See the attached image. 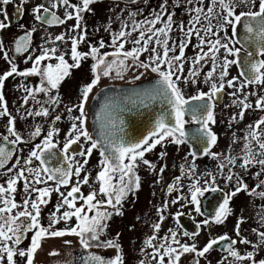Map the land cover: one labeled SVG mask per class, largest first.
I'll return each instance as SVG.
<instances>
[{
  "label": "snow or ice",
  "instance_id": "6c2138e0",
  "mask_svg": "<svg viewBox=\"0 0 264 264\" xmlns=\"http://www.w3.org/2000/svg\"><path fill=\"white\" fill-rule=\"evenodd\" d=\"M100 0H81L79 5H70L69 0H59V4L73 9L72 12L65 11L64 18H60L55 12L44 5H37L32 9L35 19L48 25H63L68 19H75L76 23L73 25L72 30L76 31L83 27V13L90 11V5ZM191 3V0H189ZM12 3V0H0V33L11 27V18L8 16L6 7ZM27 0H20L17 4V9L23 12V6ZM129 3L135 4L137 0H129ZM200 6L192 9L194 16L189 21V27L186 31L184 26L181 25V31L185 32L186 40L181 41L179 44V53H176V42H172V47H169V33L171 31L172 15L167 16V21H162V16L166 14L167 0L160 5V11L155 13L152 18H145L137 20L136 16L139 15L138 11H130L129 17L131 23L121 20L120 29L111 35V44L114 51L109 53H100V49L104 48L105 42L101 40L99 47L90 45L88 52L78 51V45L86 40V30L80 32L77 36L70 37L71 40V60L68 63L63 54L56 55V48H42L40 54L32 59L30 53V45L33 40V33L36 29L26 30L25 25L21 23L20 29L23 30L22 34L17 35L12 41V52L16 55H10L9 51L5 50L3 40H0V53H3V59L9 64V70L0 74V89L3 88L6 79L9 77H31L37 76L40 78L39 83L34 87L22 85L26 95L23 98V103L27 104L29 99L40 103L37 100V94H43L47 97L44 102L49 105H59L61 103L58 95H52L53 90H58L62 81L69 77L71 70L78 68L81 62L89 57L94 61L91 65L92 79L90 83L83 86L79 103L68 107L66 110L71 114L74 110L78 111V115L69 116L72 121L68 132V138L63 145V152L67 153L70 146L76 144L83 138L84 141L89 143L86 152H81L80 155L85 157L83 163H76L73 169L72 156L65 155L64 160L68 161L67 168L50 169L43 167L45 161L42 159L44 153L48 154L51 158L55 155L52 151L56 148L53 137L58 129L48 131L47 135L43 138L40 144H36L29 153L28 157L23 160L25 166L30 165L33 159L40 161L41 167L35 169L31 167H19L21 157H16V162L7 171L11 173L13 169H18L15 175L11 176L6 181L5 185H0V262L6 258L7 264H16L15 257L18 255L24 259V264H34V258L38 250L42 248V242L46 238H63L65 236H75L78 238L80 247L84 250L78 259L80 264H123L122 246L117 238L114 239H101L107 228V221L113 215H122V204L124 200L130 195L134 194L141 186V178L137 174L138 164L142 162L149 169H154L156 165L152 164L149 160L145 159V153L151 152L157 145L169 141L176 145L185 143V124L186 115H191L192 122L199 125L191 133V139L197 143H203L204 155H210L213 159H217L219 154L212 153L210 149L217 142V136L208 127L209 123H215L213 114V103L218 99V94L221 93L225 86L235 88V81L237 77L225 80L228 76V69L231 65H238L244 70L240 72V76L245 77L241 88L250 84L264 85V59H255V56H264V0H208L207 9L203 7L204 0H199ZM57 3H52L51 8H56ZM217 6L219 11L217 10ZM244 7L247 10L238 11L239 8ZM117 19H120L117 17ZM201 20L206 21V26L202 25L198 28L197 25L201 24ZM216 20L217 24L213 25L212 21ZM222 21V23L220 22ZM157 23H163V27L156 28ZM243 25L245 35L241 36L238 30L239 25ZM225 26L232 29V36L225 39L227 42H222L218 37L220 31H224ZM216 31H213V28ZM105 31H111L109 27H105ZM203 31V35H201ZM133 33H138L137 37L132 40L134 47L130 50H125V45L128 43V37ZM195 35L198 44L195 47L200 51L191 60L192 66L189 68L188 76H183L184 63H185V49L190 43L192 36ZM211 37H217L211 39ZM55 41H64L63 34L56 35ZM239 43L241 47H235L234 44ZM249 44L255 46V51L248 50ZM151 45V47H150ZM230 45H233L230 47ZM207 46V51L204 50ZM242 49L246 55L241 57ZM223 50L224 55L222 61H219L218 53ZM34 51V50H33ZM28 54L24 57L25 62L31 61V67L24 70H18L15 60L19 55ZM143 53H150L147 61L140 60ZM173 53V55H170ZM234 57L229 59L228 57ZM110 58V59H109ZM56 60V63H42L44 61ZM131 60L135 63L136 67L150 70L152 73L157 74V79L149 86L140 91H133L131 95L125 96L123 99L131 104L133 107H148L154 103L159 104L163 109L162 112L156 117L153 129L147 136L135 142L125 141L123 129L120 127L122 121L111 111L117 105L105 104L102 107V112L97 114V119L101 121L100 133L96 139L89 133L87 129V116L85 113V104L87 103L89 94L93 91L102 77H110L115 73L118 78H123V70L128 67V61ZM211 60V68L206 73L205 82L209 84V91H198L196 95L185 97L184 92L180 87V83H197L195 77L199 75V65L201 61L207 62ZM219 61V62H218ZM219 71V82L216 80L215 74ZM191 78V79H190ZM136 80L140 77L136 76ZM241 89L230 93L235 97L237 92ZM251 95H256L255 92ZM207 98V103L190 104V101H204ZM234 104L242 106L239 118L243 119L244 110L252 107L247 102V95L244 98L233 101ZM255 107L264 110V97H260L255 101ZM48 116L49 108L41 105L40 110L33 113L32 110L28 111V115ZM8 116L7 132L14 137L9 140V136L5 135L0 139L7 141L12 145L25 143L26 141L15 129V118L11 116L8 111L7 104L3 92L0 91V117ZM166 116L171 117L174 123L166 122ZM61 116L56 115L53 123L59 121ZM233 121L236 117L234 116ZM264 125V117H261L255 122V125H250L251 129L247 135L243 137L245 141L242 146L244 153L241 158L240 167L244 170L250 165L259 164L261 170L264 171V158H257V156L264 157V132L260 131V126ZM41 134V128L35 127L30 132V138H35ZM255 141L256 146L260 150L258 153L253 151L252 142ZM237 141L234 139L233 144ZM93 150H99L101 157L99 164L100 170L96 173L95 181L98 185V190L90 191L86 196L81 192V185L89 184L90 176L85 174L83 179H79L84 166L88 163L87 157L91 156ZM166 153L160 154L163 158ZM13 151L8 150L3 144H0V168H4L9 159L12 158ZM193 164L189 166V175H194L196 153H192ZM228 164L234 165L236 157H226ZM183 165L181 170L183 172ZM225 165L223 163L218 165L222 171ZM164 167L159 171L163 173ZM29 173L31 179L25 175ZM260 173H257L258 176ZM211 175V174H209ZM77 177L76 184L71 186L66 195L60 192L61 186H69L71 177ZM233 179L231 169L229 175L226 177L227 181ZM23 181L24 192L30 197L31 193H36L35 199L26 198L22 202V211L14 210L21 207L15 201L14 194L17 193V184ZM48 181L55 183V188L44 187L38 188L34 185L46 184ZM180 181V177H176L173 184L168 185V191L174 190L175 185ZM159 182V181H157ZM215 177L212 181L206 180L204 183L208 185L205 189L199 186L198 178L195 179L190 185L191 203L198 205V197L202 196L205 191H218L219 189L214 185ZM264 185V181L260 182ZM257 185L256 187H259ZM256 187L249 189L248 185L241 179H237V186L234 190L225 195L222 203L217 207L214 216L210 219L202 221V225L208 226L212 223L216 225L223 224L225 220L232 214L230 201L240 192H246L250 196L259 195L264 198V192L257 193ZM55 191L60 195V201L57 203L55 210L49 214V222L47 226L41 223V205H46L51 192ZM97 196L102 199H97ZM77 201H82L80 206H77ZM177 201L172 200L171 203L175 204ZM167 208V203L164 204ZM66 210L61 212V209ZM111 209V211H109ZM158 212L162 211L157 209ZM200 212V208H196ZM179 215V213L177 214ZM75 218V224L65 227L63 229L56 226L61 222L68 224ZM264 221V217L261 218ZM159 220L163 221L164 216L160 215ZM243 219H238L236 222L235 230L236 235H240L241 225ZM153 229L158 231L161 228L160 223L152 225ZM198 227H200L198 225ZM170 231L171 241L161 244L159 247L153 245L156 236L153 235L145 240V244L153 249L154 257H159L158 264H165V257H167V264H180L181 258L184 254H195L197 257H206L210 250H214V246L221 244L223 241H229L225 244L223 250L227 252V256L233 259L229 264H237L248 260L251 264H264V259L259 261L255 260V250L261 244H264V232H259L257 229L252 231L257 235V243L252 244L253 251H248L245 254H240L234 248L237 243L236 240H231L227 234L221 235L217 238L209 239L204 247L200 250L197 249L195 243L186 244L181 243L177 239V233ZM27 233H32L29 246L26 249L19 248L22 240ZM189 236L188 232L183 233ZM199 233H193L194 238ZM72 241L63 240L64 245H71ZM242 244H251L252 242L246 238L239 240ZM175 245V247L173 246ZM94 247L114 248L116 255L112 258L105 259L90 249ZM143 251V249H141ZM49 256H59L60 253L53 250L48 253ZM62 264H70V261L65 260ZM144 264V261H140ZM193 264H199L198 260H194Z\"/></svg>",
  "mask_w": 264,
  "mask_h": 264
},
{
  "label": "flooded vegetation",
  "instance_id": "af4514ba",
  "mask_svg": "<svg viewBox=\"0 0 264 264\" xmlns=\"http://www.w3.org/2000/svg\"><path fill=\"white\" fill-rule=\"evenodd\" d=\"M195 1H196V4L193 5V3ZM154 2H155V8L157 7V9H155L156 13H158L160 11V5L162 3H164V0H155ZM191 6H193V8L199 7L200 6L199 0H191V3L189 2V0H167L166 14L171 13L173 19L177 16L178 18H177L176 22L183 25L184 29L186 31L187 27H189V21L192 20V18L194 16V13L192 12ZM207 6H208V0H204L203 7L205 8V10L207 9ZM243 10H247V9L244 7H241L238 9V11H243ZM13 11H14V9H13ZM218 11H219V8H218ZM14 16H15V13L13 14V19H14ZM164 16H162V19L164 18ZM13 22H15V21H12L11 24ZM220 22L222 23V21H220ZM201 23H202V25H206V21H204V20H201ZM158 24L161 25L162 23H157L156 26ZM212 24L216 25L217 21L213 20ZM172 25H173V20L171 22V26ZM181 25L179 26V30L183 34V36L185 37V32L181 31ZM197 27L201 28V26H198V25H197ZM174 30H176V28H174L172 31H170L169 34H171ZM238 30H239V33L241 36L246 34L244 32L242 24L238 26ZM213 31H216L215 27L213 28ZM201 35H203V31H201ZM193 36L196 39L195 35H193ZM225 36H227V37L232 36V29L228 26H225L224 31H220L218 33V37L221 39L222 42H227V40L225 39ZM213 38L216 39L217 37H213ZM197 44H198V40H197ZM231 46H233V45H230V47ZM234 46L239 48V47H241V44L236 43V44H234ZM12 47L13 46H10L9 48H7V51H9L10 55H15L12 52ZM204 50L207 51V46H205ZM248 50L254 52L255 46L249 44ZM199 51H200V49L198 48V52ZM109 52H112V51L107 50V51L101 52V54L109 53ZM70 54H71V51H70ZM2 55H3V53H0V58ZM23 55H26V54H23ZM23 55L20 57L22 58ZM224 55H226V53H224L223 50H221V52L218 53L219 61H222ZM245 55H246V53L242 49L241 57L243 58V56H245ZM20 57H18L17 59H19ZM228 58L233 59L234 57L229 56ZM254 58L255 59H264V56H255ZM85 62L88 63L87 67H84V62H81L80 67L74 68L71 70V73L74 72V73L78 74L80 82H81V80H82V82L84 81L82 88L86 84L90 83V81L92 79L91 65L94 61L92 60L91 57H89V58L85 59ZM202 62H203V66L199 67L200 70H199L198 77L205 80L206 73L211 68V60H208L207 62L201 61V63ZM190 65H192L191 62H190ZM9 68H10L9 64L4 63V67H3V65L0 66V74H3V72L9 70ZM27 68H30V67H27ZM24 69H26V68L23 67V68L18 69V70L22 71ZM243 70L244 69L238 65H231L229 67L228 76L225 78V80L231 79L232 77H237V80L235 81L236 87L235 88H229V87L225 86L224 90L218 94V99L214 101L213 109H212L213 114H214V118H215L216 114H218L220 116V111H217L216 107L218 106V107L222 108V138H224L225 135H231V140H232L231 142H228V143L222 142V144H227V146L229 147V148H222V163L225 165V167L222 170V201L216 202L213 200H208L209 198L207 195L210 191H205L204 194L200 198H198L199 204L198 205L192 204L194 211L197 207L200 208L199 214H200V217L203 219L201 220V222H199V224L201 225L202 229L204 227V228L209 229L212 232L215 230H218V229H222V235L227 234V236L231 240L237 241V243L234 245V248L236 250H238L239 253L242 255L248 251H253L252 244L257 243V235L252 231V229H257L259 232H264V221L260 222L261 227L258 228L257 221L255 222L251 218L243 217L241 215L242 210H240V208L238 209V212L240 213V215L236 216V218H235V220H233L232 224L228 223V221L232 217V214L225 220V222L223 224H220V225H216V224L212 223L208 226H204V225H202V221L205 219H210L212 216H214L217 207L219 206L220 203L223 202L225 195L231 193L234 190V188L237 186V179L238 178L243 180V182L248 185L249 189L254 188L257 185H260L259 187H256L257 193L264 192V185L260 184L261 181H264V171L261 170V166L259 164H255L254 166L250 165L247 168V170H244L240 167L241 158L244 155L243 151L241 150L242 146L245 142L243 140V137L245 135H247L248 132L251 131V129L249 128L250 125L254 126L255 122L257 120H259L261 117H264V110H260V109H257L255 107V101L260 97H264V85L250 84V85H247V86L241 88V85L245 80V77L240 76V72ZM187 71L189 72V70H187ZM217 73H218V75L215 74V76H216L217 82H219V71H217ZM72 75L73 74H70L71 77H73ZM137 76L140 77L139 80H136L135 79L136 76H135L131 79H128L127 81H125L123 83L115 82V74L114 73L110 77H102L100 80V83L96 87H94L93 91L89 94L87 103L85 104V113L87 116V129H88L89 133L93 136L94 139H96L98 137L99 133H96L94 130L92 119L90 118L89 109H90V105L92 106V102L94 100L95 94L100 89L105 88V87L130 86V85H135V84L141 83V82L148 80V79H157V74L152 73L150 70H145L143 68H142V71ZM198 77H196V80L198 79ZM9 78L6 79L4 86L2 89H0V91L3 92L9 113L11 114L12 117L15 118V129H16V131L23 137V139L26 142L18 144V145H12V144L8 143L7 141L0 139V144H3L8 150L13 151L12 158L9 159L8 163L5 165L4 168H0V185L6 186V181L11 176L15 175L16 171L18 170V169H13V171L11 173H9L7 171V169L11 168L12 165L16 162L17 156L21 157V163H20L19 167H31L33 169H35L37 167H41L40 161H37L35 159H33L32 163L30 165H27V166L24 165L23 160L28 157L29 153L34 148V146L36 144H40L42 142L43 138L47 135L48 131H50L52 129H58V131L54 134V137H53L54 143H56V148H54L52 151L55 153V155L52 156L51 158H49L48 154L44 153V155L42 156V159L45 161V163L42 166L50 168V169H55L58 167L59 168H67V164L69 162L64 160L65 155L72 156L71 163L73 164V169L75 168L77 162L82 164L85 157L81 156L80 153L82 151L86 152V149L90 146L87 141L83 140V138H81V140L78 141L76 144L71 145L67 153L63 152V145L68 138L69 128H70L71 123H72L69 116L70 115L76 116L79 114L78 111H75V110L71 114H69L66 110L68 107H72L73 105L79 103V99H78L77 103H76V101L72 102V97L74 98V96L69 95V93H70L69 87L66 89V91L62 90V92H63L62 94H58V91H60V89L52 91V93H51L52 95H58L59 96V99L61 101V103L59 105L53 106V105H49V104L44 103L47 100V97L43 96V94H37V100L40 101V103H37L36 101H34L30 98L28 103L24 104L23 98L26 95V93H25L22 85L34 87V85L32 84V81L30 80L29 77L16 76L14 79H17V80H16V83H14V82L9 81ZM9 82H11V83H9ZM79 84L80 83L78 82L76 84V87L79 86ZM180 87H181L182 91L184 92L186 98L193 96V95H196L198 93V91H204V92L209 91V85H207V87H202V88L200 86H198V88L196 90H193L191 93H187L185 91V89H184L185 83L182 84V82H181ZM192 88H195V84L192 86ZM78 89H79V87H78ZM236 89H241V91L237 92V95L235 97L231 96L230 93L236 91ZM108 91H114V90L110 89ZM228 92H230V93H228ZM253 92H255L256 95H251V93H253ZM245 95H247V102L250 103L252 105V107L244 110L243 119H240L239 114L242 110V106L239 104H234L233 101L237 100V99L242 100ZM79 97H80V94H79ZM106 99L107 98L105 96L104 101H106ZM190 102L207 103L208 101H207V98H205L204 101H190ZM41 105L49 108V115L48 116H46V117L45 116H36L34 114L31 116L28 115L29 110H32L34 113L35 111L40 110ZM128 113H130V111H128ZM131 114L133 117H135L138 115V112L132 111ZM56 115L61 116V119L59 121H56L55 123H53L54 117ZM234 116L236 117L235 121H233V119H232ZM8 118H9L8 116L0 117V137L7 135V136H9V140H12V139H14V137H12L7 132ZM185 120L187 121L185 124V128L189 129V135H186V139L189 141V143L185 142V143H182V145H185V147L187 148V150L189 151V153L191 155L192 160H193L192 153H197L195 160L198 158L206 157V155L203 154V148L205 147V145L203 143H197L191 139V133L193 132L194 129L198 128L199 125L197 126V124L192 122L191 115H186ZM131 123L134 124L137 122H131ZM210 124H211V122L209 123L208 127L210 126ZM37 126H39L41 128V134L35 138H30V136H29L30 132L33 131L35 129V127H37ZM129 126H120L123 128V133H121V134L123 135L125 141H129V142H135V141H138L140 139H143V137L147 136V132L151 131V129H145V130L139 131V128H137L136 126H132L133 128L129 129L128 128ZM260 131L264 132V125L260 126ZM212 132L214 133V131H212ZM234 139L237 141L235 144H233ZM252 145H253V151L255 153H258L260 150L256 146L255 141L252 142ZM158 146L159 145H157L153 150H156L158 148ZM212 148H213V146H212ZM147 154L148 153H145V156ZM229 156L236 157V162L234 165L228 164L227 159H225L226 157H229ZM257 158L259 159V158H264V157L257 156ZM87 159H88V163L84 166V168L81 172V175L79 177V179L82 180L85 174H88L90 176L89 184L81 185V192L85 196L90 191H92L94 189L98 190V185L95 181V177H96V173L100 170L99 161H100L101 157L99 155V150H93L91 156L87 157ZM143 165L144 164L142 162H140L138 164V168L136 171H137V174L139 176L141 175L140 170H141V167ZM235 165L238 166L239 169L236 170V168L232 167ZM227 168H228V174H227V171L225 172V170ZM230 169H231V173L233 174V179L231 181H227L226 177L229 175ZM257 173H260V174L257 176L256 175ZM25 175L28 176L29 179H31V176L29 173L26 172ZM206 180L207 179H204L203 181H206ZM76 181H77V177L72 176L69 186H67V187L61 186L60 192H63L66 195L67 191L70 190L71 186L76 184ZM146 185H147V182H145V180L143 179V183H141L140 188L134 194H130L124 200L122 207H121L123 214L122 215H113L107 221V228L101 237V239H114V238H117V234H118V242L122 246V255L124 258L123 264H140V261H144V264H158L159 257H154L153 249H152L153 257L151 258L150 256H146L147 246L144 242H145L147 237L144 236L143 233L139 232V234H137L135 238L131 239V232L130 231L135 230L137 225L128 215L130 214V211L132 212V210L135 208V205L139 204V202H140L139 191L142 188L144 189V187ZM34 186L38 187V188H44V187L55 188V183L53 181H48L46 184H37ZM206 187H208V185L204 184L201 189L203 190ZM215 187H217L221 191V188L219 186H215ZM17 188H18V191H17V193L14 194L15 201L18 204H20L21 207L14 210L13 214H15V211L24 210L23 206H22V202L24 199H26V198L35 199V197H36V193H31V196L29 197L24 192L23 181L18 182ZM238 197L239 198L245 197L246 199H250L253 202V204L257 205V207L264 206V198L260 197L259 195L250 196L246 192L242 191V192L238 193L235 197H233L232 200L230 201L231 209H232L231 204H232L233 200H235ZM45 199H48V203L46 205H41V217H40V219H41V223L43 225L47 226V224L49 222V214L55 210L57 203L60 201V195H59V193L52 191L50 197H46ZM97 199H102V197L97 196ZM81 203H82V201H77V206H80ZM238 206H241V203ZM64 210H66V208L61 209V212ZM109 211H111V209H109ZM178 213H179V215H182L186 218V221L188 224L196 223V221L192 218V216H190L189 211H187L185 215H183L182 212H178ZM178 213H176L172 216V217H174V221H175L174 226H176L175 227L176 230L179 231L182 235H184L183 234L184 232H188L189 236H185V235L184 236L187 238L192 237L193 233H190V231L188 229L189 226H186L184 223H182L180 221V218L177 215ZM252 214L256 215V213H252ZM261 215H263V213ZM238 219H243V223L241 225V230H240L239 236L236 235V230H235L236 222ZM139 222H141V221L139 220ZM159 222H161V221L159 220ZM73 224H75V218H73L71 221H69L68 224L61 222L56 227L63 229L65 227L71 226ZM229 224L231 226L230 229H228ZM201 227H198V231H199L198 233H200ZM210 227H213V229L212 228L210 229ZM126 231H128L127 240H125V238H124V236H125L124 234H126ZM31 235H32V233H27L25 238L22 240L21 244L18 247L26 249L29 246ZM219 236H221V235H219ZM219 236H214V238H217ZM242 238H246L249 241H251L252 243L251 244L239 243V240ZM51 240L58 242V245L61 247V250L63 248L64 253L67 254L66 257L70 260V264H80V261L78 258L82 254H84V250L80 247L78 238H76L75 236H65L63 238H46L42 242V248H44V245H46V243L51 242ZM63 240H70V241H72V243H71V245H64ZM123 240L126 241L125 244H124ZM166 240H167V242L171 241L170 237H165L163 239L164 242H166ZM181 242L184 243L183 240H181ZM207 242H208V240L205 241L200 246V248L198 250L202 249ZM188 243L189 242H186V244H188ZM227 243H229V241L221 242V244L214 246V250H210V252L206 254V256L207 255L210 256V261L213 262L212 257L217 254V255H220V259L217 261L218 264H229V261H231V258H230V256H227V252L225 250H223L224 245ZM42 248L40 250H38V252L36 253L35 258H34V264H36L35 263L36 257L39 256L40 252L42 251ZM141 249H143V251H141ZM90 251H92L98 255H101L105 259L112 258L116 255V250L114 248H107L106 249L103 247H94V248L90 249ZM212 252H213V255H211ZM46 256L48 257L47 261L45 262L46 264H62V262L64 261L60 258V255L59 256H49L47 254ZM185 256H186V258H185V260H183V262H181V264H193L194 260L199 261L200 259H202L201 257H197L196 255L194 256L193 254H187ZM261 259H264V244H261L259 246V248L257 250H255V260L259 261ZM15 260H16V264H24V259H22L18 255L15 257ZM0 264H7L6 258L4 259V261L0 262ZM165 264H167V257H165ZM239 264H251V262L248 260H245V261L239 262Z\"/></svg>",
  "mask_w": 264,
  "mask_h": 264
},
{
  "label": "rangeland",
  "instance_id": "374dc122",
  "mask_svg": "<svg viewBox=\"0 0 264 264\" xmlns=\"http://www.w3.org/2000/svg\"><path fill=\"white\" fill-rule=\"evenodd\" d=\"M155 0H137V3L132 4L129 3V0H100V2H95L92 5H90V11H86L83 13V21L82 25L83 27L81 29H78L76 31H73V25H75L76 21L75 19H68L63 25H48L44 24L40 21H37L35 19V16L33 14L32 9L36 7L37 5H44L45 7L50 8L51 11L55 12L60 18H64L65 11L72 12L73 9L71 7L65 8V6L59 4V0H27V3L23 6V12L19 16H14L15 9L17 8V4H19L20 0H12V3H10L6 7L8 16L11 18L10 22L15 21L11 24V27L4 30L2 33H0V40H3L5 45V50L9 48L12 45V41L14 38L23 33V30L20 29L19 25L23 23L25 25L26 30L36 29V31L33 33V40L32 44L30 45V53L32 56V59L35 58L36 55L40 54V50L42 48H56V55L63 54L65 56V59L68 61V63H72L71 60V40L70 37L77 36L80 32H83L86 30V40L83 43H80L78 45V51L80 52H88L89 46L94 45L99 47V42L103 40L105 42V47L100 49V53L111 50L114 51L112 47H109L108 45L111 44V35L114 32H117L120 29L121 26V20L127 21L129 24L131 23V19L129 17L130 11H138L139 15L136 16L137 20H143L145 18H152V16L155 15L157 7L155 8ZM57 3L56 8H51L52 3ZM81 3V0H69L70 5H79ZM196 4V1L193 3V5ZM193 9V6H191ZM14 9V11H13ZM218 10V6H217ZM171 15V13L166 14L162 21H167V16ZM119 17L120 19H117ZM177 16L173 19V25L171 26V31L176 28L171 34H169V47H172V42H176V53H179V44L181 41L186 40L187 37L183 36V34L179 30L180 23H177ZM2 19V17H0ZM109 27L111 31H105V27ZM198 26H202L201 24H198ZM206 26V25H204ZM156 28L163 27V23L161 25H155ZM63 34L65 36L64 41H55L54 38L56 35ZM138 33H133L131 37H128V43L125 45V50H130L132 47H134L132 40H134L137 37ZM196 37V36H195ZM211 39H214L211 37ZM197 45V40L192 36L190 43H188L186 49H185V63H184V72L183 76H188L189 68L192 66L190 65V62L192 58L195 57V55L198 53V48L195 47ZM151 47V45H150ZM34 50V51H33ZM150 53H143L140 56V60L147 61L148 55ZM16 55V54H15ZM26 55H28L26 53ZM26 55H23L21 58L15 60V63L18 66V69L21 68H27L31 67V61L25 62L24 57ZM170 55H173V53H170ZM3 55L0 58V66L4 63H7L3 58ZM84 62V67L88 66V63ZM42 63H56L55 59H52L50 61H44ZM203 66V62L200 64L199 67ZM187 67V68H186ZM186 68V69H185ZM139 69V70H138ZM200 70V68H199ZM142 71V68L136 67L135 63L131 60L128 61V67L126 70H123V78H118L115 76V82L117 83H123L127 81L128 79H131L135 76H137ZM73 74L62 81L58 91V94H62V90H65L69 87L70 93L69 95H73L72 102L76 101L78 102L79 94L81 93L82 85L84 84V81L80 82L79 76L77 73L72 72ZM115 74V73H114ZM218 75V73H216ZM16 76L10 77L9 81L16 83L17 79H14ZM198 77V76H197ZM32 81V84L35 86L39 83L40 78L37 76H31L29 77ZM191 79V78H190ZM196 79V77H195ZM9 82V83H11ZM80 83L79 86L76 87L77 83ZM184 82H182L183 84ZM194 84L193 83H185V91L187 93H191L193 90H196L198 86L207 87L209 85L205 82V80L198 77L197 83H195V88H192ZM79 87V89H78ZM230 93V92H228ZM11 110V109H10ZM217 111H220V116L218 114L215 115V123L210 124V129L214 131V133L217 135V142L213 146V148L210 150L212 153L219 154L217 159H213L210 155H206V157L198 158L194 160L195 164V173L194 175H189V166L193 164V160L191 158V155L185 145H176L174 143H171L169 141L163 142V144L159 145L156 150H152L151 152H148V154L144 157L145 159L149 160L152 164L156 165L154 169H149L147 166H142L140 170V178L141 183H143V179L145 182H147V185L144 187V189H140L139 191V204L135 205V208L130 211V218L135 222L137 225L135 230H131V239L135 238L139 232L143 233L144 236H146V240L149 237H152L153 235L156 236V239L153 241V245L158 247L161 244H165L166 242L163 241L165 237H170L171 234L170 231H175L177 233V239L183 240L184 243L189 242L188 244L195 243L197 245V249L200 248V246L207 240L214 238V236L222 235V229H218L215 231H210L207 228L202 229L199 222L203 218L200 217L199 212L194 211L191 203V192H190V185L192 182L198 178L199 180V186L202 188L205 184L203 181L204 179H207L208 181H212V177H215V182L213 186H219L221 188V191H210L208 193V200L213 201H222V171L218 168V165L222 163V148H229L227 144L231 142V135H225L224 138H222V108L216 107ZM119 114L118 112H115ZM198 126V125H197ZM164 152L166 155L161 158L160 154ZM197 155V153H196ZM90 157V156H89ZM183 167V172L181 170V166ZM161 167H164L165 170L163 173L159 171ZM234 168L239 169L238 166H232ZM228 174V168L225 170ZM211 174V175H209ZM180 177V181L178 184L175 185V188L173 191H168V185L173 184L175 182L176 177ZM159 181V182H157ZM199 196L198 198H200ZM172 200H176L177 202L175 204L171 203ZM167 203L168 207L164 208V204ZM241 203V206H238ZM232 217L228 221V223L232 224L233 220H235L237 215H240L238 212V209L242 210V216L248 217L253 219L255 222L258 223V228L261 227L260 222L262 221V217H264V206L257 207L256 204H253V202L250 199H246L245 197L242 198H236L232 202ZM161 209L162 211L158 212L157 209ZM190 212V216L196 221V223L188 224L186 221V218L182 215H178L180 218V221L184 223L186 226H189L188 229L190 233H198V225L200 228V233L196 235L194 238L190 237L187 238L184 235H182L179 231L176 230V226H174L175 221L174 217H172L174 214L178 212H182L183 215L186 214V212ZM238 212V213H237ZM256 213V215L252 214ZM263 213V215H261ZM128 214V213H127ZM163 215L164 220L159 222V216ZM257 219V220H256ZM139 220L141 222H139ZM184 220V221H183ZM142 225H141V224ZM155 223H160L161 228L156 231L153 229L152 225ZM230 224L229 228L230 229ZM146 226V227H145ZM213 229V227H210V229ZM167 233V234H166ZM125 240H127L128 231H126V234H124ZM124 241V244L126 241ZM182 243V242H181ZM147 246V245H146ZM175 247V245H173ZM65 248V247H64ZM57 251L60 252V258L62 260H68L66 257V253H64V250L58 245V242H55L54 240H51V242L46 243L44 245V248H42V251L40 252L39 256L36 257V264H46L47 261V254L50 251ZM187 254H184L181 258V262L185 260ZM195 256V254L193 253ZM213 255V252L211 253ZM146 256L153 257L152 248L147 246ZM208 258V259H207ZM213 262L210 261V256L203 257L199 260V264H218L217 261L220 259V255H214ZM231 260L233 259L230 257ZM239 264V262H237Z\"/></svg>",
  "mask_w": 264,
  "mask_h": 264
},
{
  "label": "water",
  "instance_id": "95a60500",
  "mask_svg": "<svg viewBox=\"0 0 264 264\" xmlns=\"http://www.w3.org/2000/svg\"><path fill=\"white\" fill-rule=\"evenodd\" d=\"M22 12H20L17 8L15 9V16L21 15ZM155 79H148L141 83L130 85V86H114V87H105L100 89L94 97V100L92 102V106L90 105L89 113L90 118L92 119L93 127L96 133H100V123H96L95 116L97 117L98 113L102 112V107L105 104H114L117 105L116 107H113L111 109L112 112H118L119 114L115 113V115L118 117L119 121H122V124L120 126H129V129H132V126H136L139 128V131L145 130V129H153V125L155 122L156 117L162 112V108L159 104H152L148 107H133L131 104L127 103L123 98L125 96L131 95L133 91H140L146 87H149ZM110 89H113L114 91H108ZM114 92V94L112 93ZM107 93H110L114 96H109ZM115 93L117 95H115ZM106 96V101H104V97ZM111 98V99H110ZM198 104L200 102H190V104ZM142 110L140 111L139 110ZM130 111V113H128ZM135 111L138 112V115L133 117L131 112ZM100 121V120H99ZM101 122V121H100ZM131 122H137L132 124ZM166 122L174 123V120L171 119V117L166 116ZM122 128V127H121ZM123 129V128H122ZM150 131L147 132V135ZM186 135H189V129L185 128ZM186 142L189 143V141L186 139Z\"/></svg>",
  "mask_w": 264,
  "mask_h": 264
},
{
  "label": "bare ground",
  "instance_id": "6f19581e",
  "mask_svg": "<svg viewBox=\"0 0 264 264\" xmlns=\"http://www.w3.org/2000/svg\"><path fill=\"white\" fill-rule=\"evenodd\" d=\"M113 94H114V92H112ZM109 96H114V95H112V94H110V93H107ZM115 95H117L116 93H115ZM139 110H140V108H139ZM140 111H142V110H140ZM95 118H97L96 116H95ZM91 121V120H90ZM96 123H100L101 124V122L98 120V119H96Z\"/></svg>",
  "mask_w": 264,
  "mask_h": 264
}]
</instances>
